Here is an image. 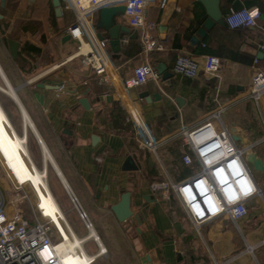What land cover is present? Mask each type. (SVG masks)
<instances>
[{
  "label": "crops",
  "instance_id": "0c3cea01",
  "mask_svg": "<svg viewBox=\"0 0 264 264\" xmlns=\"http://www.w3.org/2000/svg\"><path fill=\"white\" fill-rule=\"evenodd\" d=\"M49 1L6 0L3 5L0 0V51L4 60L0 65L9 80L3 64L11 66L9 74L15 79L31 74L43 59L45 66L54 64L45 73L70 65L51 80L43 79L47 84H64L65 90L42 88L35 93L40 123L37 125L29 115L40 138L24 125L23 133H17L0 104V161L11 180L21 186L30 185L36 197L35 203L31 190L18 188L5 176L0 178V205L7 211L20 210L26 217L33 214L34 219L41 207L44 215L59 225L62 213L70 223L48 179L46 187L37 175L35 168H43L34 163L28 145L25 151L18 140L25 136L28 143L31 130L41 145L43 166L40 140L56 163L58 170L50 165L62 184L70 186L95 219V230L111 264H264V195L235 206L231 214L203 224L198 232L172 190L166 196V192L151 186L155 181H180L168 163L169 148L179 141L180 152L188 153L183 130L200 125L220 111L221 119L214 122L225 126L235 143L246 148L248 165L264 191V172L250 160L254 154L264 165V96L259 100L251 97L252 78L259 68H264V0H220L224 18L231 7L260 9L259 25L232 29L226 22H216L200 42L193 37L208 18L200 0H170L163 9L155 0H140L134 2V9L119 3L89 15L93 33L105 41L104 49L117 83L128 87V97L135 103L140 119L160 143L156 153L139 144L134 127L126 119L123 92L117 86L111 89L91 67L76 65L78 55L73 53L72 42L77 43L76 47L79 42L67 32L76 16L70 9L58 15L53 0ZM104 8L115 10L106 17ZM146 32L160 40L164 49L146 50L142 40ZM8 39L20 42L17 57L11 54ZM1 41L5 42V50ZM28 45L32 48L26 49ZM179 51L199 58L217 55L221 58L220 70L216 75L201 72L193 79L179 76L173 71ZM255 58L259 59L257 63ZM77 67L82 72L76 71ZM148 68L158 72V81L139 80L138 76ZM36 94H43V101ZM19 98L27 111V103ZM83 98L87 99L86 105L81 102ZM129 155H136L139 170L123 168ZM154 155L164 162V167H156L157 174L153 175ZM192 173L191 170L185 177ZM126 192L130 193L133 214L120 221L112 207ZM76 259L68 256L65 262L73 264Z\"/></svg>",
  "mask_w": 264,
  "mask_h": 264
},
{
  "label": "built area",
  "instance_id": "2783aa9c",
  "mask_svg": "<svg viewBox=\"0 0 264 264\" xmlns=\"http://www.w3.org/2000/svg\"><path fill=\"white\" fill-rule=\"evenodd\" d=\"M136 1L140 0H63L61 12L70 9L76 16L75 22L67 28V32L79 42L77 53L81 52L84 44L90 47L87 52L80 53L77 57H80L85 66L94 69L111 89L117 86L123 92L134 125L143 126L135 103L128 97V87L117 83L114 69L104 49L105 41L96 37L88 22L89 15L103 7L127 3L134 9ZM155 1L163 9L170 0ZM261 17L262 12L258 8L231 7L225 16V22L232 29L256 27ZM142 40L148 51L164 49V44L147 32L143 34ZM258 60L255 58V63ZM220 67L221 58L217 55L205 54L199 58L192 53L179 51L173 64V71L179 76L193 79L201 72L216 75ZM138 77L143 82L150 78L157 81L160 79L158 72L149 68ZM58 90H65V85L61 84ZM263 96L264 68H259L252 78L251 97L259 100ZM214 119H221L220 111L215 112L200 125L191 129L186 128L182 132L184 145L189 150L184 155V161L191 165L195 163L197 166L195 172L179 182L163 180L151 184L154 190L166 192V196L171 190L177 195L198 232L203 224L223 214H231L235 206L254 196L264 195L248 165L246 148L238 146L229 130L225 126H217ZM145 133L146 143L139 144L142 148L156 153L160 143L146 130ZM17 186L22 188L21 185ZM72 193L73 196L70 197L89 233L96 228L76 194ZM60 218L70 238L76 241L80 236L69 230L63 218L61 216ZM66 240L57 224L43 215L42 209L37 208V215L32 223L20 210L7 211L0 205V264H65L58 245ZM86 245V242H82L83 248L79 247L78 251L72 252L75 258L78 260L84 258Z\"/></svg>",
  "mask_w": 264,
  "mask_h": 264
},
{
  "label": "rangeland",
  "instance_id": "374dc122",
  "mask_svg": "<svg viewBox=\"0 0 264 264\" xmlns=\"http://www.w3.org/2000/svg\"><path fill=\"white\" fill-rule=\"evenodd\" d=\"M49 2H51V0ZM0 11H1V6H0ZM69 14H71L70 17H73L72 12H69ZM1 43H2L1 47H3V49H4V43L5 42L1 41ZM72 43L75 44V47H74L75 50L73 53H77V51H78V47H76L77 43H75V42H72ZM66 57H68V56H66ZM63 59L64 58H61V60H63ZM61 60H58V61H61ZM0 61H2V63L4 61L1 51H0ZM44 61H46V59L39 61L37 63V69L34 70L33 72H31V74H27L26 76L25 75L19 76L18 79H15V76L9 74V70L11 69V66L3 64V65H5V67L8 70L7 73L9 75V78L11 80L10 82L12 83V85L15 88L21 86L20 90L18 89L17 92H18L19 96H21V98H23V100L25 101V104L27 103V105H26V108L28 109L27 111L31 115L32 119H34V121L36 122L37 125H38V123H40L39 122L40 113H38L39 107L37 105L35 93L39 92L42 89V88L37 86V83L43 82V79H50V78H53L55 76H58L59 73H62L61 71L67 70L68 69L67 67L70 66V65L69 66L63 65L62 67L60 66L54 70H51V71L45 73V71L47 69H49V67H51V65H54V64H51L50 66H45L43 64ZM75 62H76V65H78V66L80 65V66L84 67V65L80 61V57H76ZM55 63H57V62H55ZM13 67L14 68L16 67V69H17V66L14 65ZM79 67H77L75 70L81 71L80 69H82V68H79ZM69 70H71V69H69ZM2 81L3 80L0 76V85L4 86V82H2ZM27 81H29V83L26 84L25 86H22V84H25ZM0 104L3 107L5 113L7 112V115L9 116L11 122L13 123L17 133H19L21 135L23 133V117H22V112H21L18 104L10 96L3 93L1 90H0ZM142 124H143L144 128L141 125H137V124L135 125V136L137 137L139 142L146 143L145 130L148 133H150V135L152 137H153V133H152L153 130L149 126H147V124L144 123L143 121H142ZM27 145H28V149L30 151V155H31L34 163L39 167V169H42L43 168V151H42L41 145H40L37 137L35 136V134L31 130L28 131V143H27ZM152 161L154 162V164L157 168L164 167L163 166L164 162L160 161L159 158L156 157L155 155L153 156ZM27 163L30 166L29 168L31 169L32 175L34 176L35 179H37V181H38L37 183L40 184L38 177L36 176L34 170L32 169L31 165L29 164V161ZM250 164L252 165V168L254 169L253 163L250 162ZM192 165L194 166V169L192 172H195V170L197 169V166L195 163H193ZM255 172H256V170H255ZM5 176H8V178L11 180L10 176L7 173L6 168L4 167L3 163L0 161V178L5 177ZM47 179H48L51 190L54 191V194L56 195L59 203L61 204L63 210L65 211L75 233L78 234L80 237H83L86 234H88V230L85 226V223L81 219L79 212H78L77 208L75 207V205H74V203L70 197L69 191L62 184L59 176L57 175V173L55 171V169L50 164L48 166V178ZM156 180H161V179L159 178ZM13 184L18 185L15 182H13ZM22 187L27 188V189L32 191V196L35 199V203H36V197L33 194V190L31 188V186L27 185V186H22ZM176 197H177V195H176ZM81 204H82V202H81ZM86 211L88 212V215H89L91 221L93 222L95 228L98 230V226L95 222V219L91 215L90 211L88 209H86ZM28 218L31 220L32 223L34 222L33 214L32 215L29 214ZM86 248H87V251L92 255H94V253H97L98 252L97 250L99 249L97 243L93 240H91L90 242H87ZM84 262L85 261H83L82 259L81 260L76 259L73 264H85ZM94 264H111V259H110V256L108 254V251L106 253H104L101 257H99L95 261Z\"/></svg>",
  "mask_w": 264,
  "mask_h": 264
},
{
  "label": "bare ground",
  "instance_id": "6f19581e",
  "mask_svg": "<svg viewBox=\"0 0 264 264\" xmlns=\"http://www.w3.org/2000/svg\"><path fill=\"white\" fill-rule=\"evenodd\" d=\"M89 45L88 44H84L82 49H81V52L79 53H76V55H79L80 53H84V52H87L89 50ZM0 76L2 78V82H4V86L0 85V90L7 94L8 96H10L19 106L21 112H22V117H23V125L24 127L26 128H29V129H32L35 131L36 135H38V137L40 138V135L29 115V113L26 111V109L24 108V106L22 105L21 101H20V98H19V95H18V87L15 88L12 83L10 82V80L7 78V76L5 75L3 69H2V66L0 65ZM22 148L26 151V145H27V138H25V136H22V137H19L18 138ZM41 141V144H42V147H43V150H44V166H43V169L42 170H38L37 168L36 169V172H37V175L39 176L40 180L43 182V184L47 187V178H48V169L46 168L47 163L48 164H52L55 169H57V166H56V163L54 162L47 146L44 144V142L42 140ZM58 170V169H57ZM61 176V175H60ZM62 180H64L63 176H61ZM65 182V180H64ZM66 185V184H65ZM70 195L73 196V190L70 188V186L68 187V185H66L65 187ZM41 209V207H40ZM42 213L44 215V212L42 210ZM45 216V215H44ZM60 216L63 218V220L65 221V223L67 224L69 230H71L72 232L75 233L72 225L68 222L66 216L64 213L60 214ZM47 217V216H46ZM50 218L51 220H53L57 226L60 228V230L62 231L63 235L65 236V238L67 239L66 241H63L61 243H59L58 245V248L62 254V257L64 259V262H65V258L68 257V256H74L72 254V252H75V251H78L79 247L83 248L82 246V242H85L86 240H93L95 241L97 244H99V251L95 254V255H90L89 252H85L84 254V258L82 260H84L87 263L89 262H93L96 258L95 257H98L99 255H102L103 253L107 252L105 246L102 244V241L100 240V237L98 236L97 232L95 229H92L88 234H87V238H83V237H77L76 238V241H73L70 236H69V233L67 232V230L65 229L64 227V224L60 218V221H61V225H59L53 218L51 217H48ZM75 257V256H74ZM95 258V259H94ZM94 259V260H93ZM92 260V261H91ZM66 264V262H65Z\"/></svg>",
  "mask_w": 264,
  "mask_h": 264
},
{
  "label": "water",
  "instance_id": "95a60500",
  "mask_svg": "<svg viewBox=\"0 0 264 264\" xmlns=\"http://www.w3.org/2000/svg\"><path fill=\"white\" fill-rule=\"evenodd\" d=\"M6 0H3V5L5 4ZM207 9L208 18L205 20L203 25L199 28L198 33L196 36L193 37V40H197L200 42L206 35L207 31L216 23L225 24V18L223 17V13L220 9V0H200ZM53 4L56 7V12L58 15L61 14V1L60 0H53ZM114 8H104L102 12L105 13L107 17L108 14L110 15L113 12ZM69 38V36H66ZM9 49L11 54L14 57L18 56V49L20 46V42L14 39H8ZM40 88H47V89H59L58 85L47 84L45 81L39 82L37 84ZM19 88V87H18ZM36 97L43 101V94H36ZM81 102L86 105L87 99H81ZM250 160L254 163V166L262 170L264 172V165L260 158L256 155H252ZM123 168L125 170H139L141 168V164L139 163L136 155H129L127 156ZM113 211L115 212L117 218L120 221H124L130 218L133 214L131 210V197L130 193L126 192L122 196V200L112 207Z\"/></svg>",
  "mask_w": 264,
  "mask_h": 264
},
{
  "label": "trees",
  "instance_id": "16d2710c",
  "mask_svg": "<svg viewBox=\"0 0 264 264\" xmlns=\"http://www.w3.org/2000/svg\"><path fill=\"white\" fill-rule=\"evenodd\" d=\"M62 3V0H60ZM27 48H32L31 45L26 46ZM38 52V50H37ZM39 53V52H38ZM125 109V114H126V119H128L129 123L134 127V131H135V125L134 122L128 112V110L124 107ZM138 142V141H137ZM160 147V146H159ZM158 147V151L160 150ZM169 153L171 155L170 161L168 163H171L172 169H173V173L176 176V180H181L183 178H185V176L187 174H189L191 172V170L193 171V169H191L192 165L191 164H187L184 161V152H180L179 149V141H176V144H173L171 148H169ZM157 170L156 166H153L151 168V170ZM153 171L152 174L154 175L155 173L157 174L156 171ZM151 172V171H150ZM171 195L175 198V194L172 192Z\"/></svg>",
  "mask_w": 264,
  "mask_h": 264
}]
</instances>
